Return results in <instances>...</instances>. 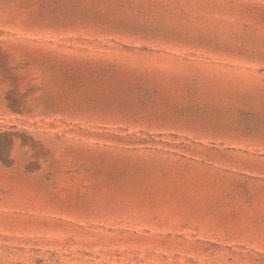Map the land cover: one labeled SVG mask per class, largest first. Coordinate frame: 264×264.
<instances>
[{"label": "rangeland", "instance_id": "rangeland-1", "mask_svg": "<svg viewBox=\"0 0 264 264\" xmlns=\"http://www.w3.org/2000/svg\"><path fill=\"white\" fill-rule=\"evenodd\" d=\"M0 264H264V0H0Z\"/></svg>", "mask_w": 264, "mask_h": 264}]
</instances>
